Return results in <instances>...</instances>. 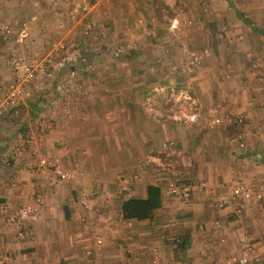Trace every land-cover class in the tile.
Returning a JSON list of instances; mask_svg holds the SVG:
<instances>
[{
    "label": "crops",
    "instance_id": "obj_1",
    "mask_svg": "<svg viewBox=\"0 0 264 264\" xmlns=\"http://www.w3.org/2000/svg\"><path fill=\"white\" fill-rule=\"evenodd\" d=\"M170 2L0 0V85L16 74L7 55L44 51L61 36L73 40L74 53L59 68L61 75L82 59L94 64L83 66L71 93L37 91L17 111L0 115V201L19 206L42 200L31 221L32 238L6 236L0 222V253L24 249L28 255L10 264H235L229 259L244 232L255 244L250 264H264V206L231 194L237 182L264 187V86L242 60L241 41L250 33L219 25L213 15L169 34L161 18ZM74 4L85 8L69 16ZM243 19L262 42L264 28ZM87 22L100 43L84 37ZM23 24L29 33L18 41ZM237 37L241 43L233 47ZM115 46L123 48L118 55ZM192 47L209 55L196 72L180 74L178 83L197 96L201 115L194 123L159 120L145 109V98L158 81L175 79L170 64ZM49 96L56 99L53 117L38 127L35 117ZM210 105L233 121L210 127ZM40 154L57 155L84 174L58 180L51 172L38 173ZM125 181L130 195L121 189ZM150 183L161 188V206L151 218H123L122 200L144 197ZM173 184H189V197H179ZM176 237L186 247H178Z\"/></svg>",
    "mask_w": 264,
    "mask_h": 264
},
{
    "label": "built area",
    "instance_id": "obj_2",
    "mask_svg": "<svg viewBox=\"0 0 264 264\" xmlns=\"http://www.w3.org/2000/svg\"><path fill=\"white\" fill-rule=\"evenodd\" d=\"M82 4H74L69 10V16H74L81 8ZM36 16H32L35 18ZM61 29L64 26L61 25ZM181 28V22L177 15L169 18L167 24V32L175 33ZM90 22L83 25L84 37L97 39V33L93 32ZM11 31L10 26H4V32ZM28 27L26 24L20 26L17 32V40L21 41L28 35ZM71 38L58 37L50 43V46L44 51L35 50L31 53L11 54L7 57V63L13 67L16 74L10 78L5 84L0 85V115L11 110L17 111L19 105L24 100L30 98L35 92L40 91L49 95L56 91L71 93L75 87L74 80L83 71L86 65L89 69L94 67L92 61L82 59V63L71 64L68 69L61 75L59 68L70 61L74 55L70 51ZM122 46H115L112 53L118 55L122 51ZM209 55L208 50L190 48L180 60L173 61L170 64V74H180L183 72L194 73L203 63L205 57ZM59 75L61 77H59ZM58 80L54 82L55 78ZM71 91V92H70ZM56 97V96H55ZM55 98L50 96L42 102L39 112L35 117V123L38 127L49 125L53 117V106ZM162 101V105L161 104ZM145 109L159 120H176L182 122H196L202 112V105L197 96L188 86H177L173 81L165 80L152 86L150 92L145 98ZM209 114V126L213 127L222 121H233L230 114H222L216 105L207 108ZM241 120V117H238ZM172 145V141L162 142L163 146ZM18 147V146H17ZM16 147V148H17ZM37 148L32 149L36 152ZM147 160H153L149 155ZM37 172H51L58 180H68L80 177L84 174V170L77 165H65L61 158L57 155L40 154L37 158ZM41 170V171H40ZM174 185L177 195L181 198H188L191 187L189 184ZM200 188L206 187V182L198 183ZM121 189L130 195L129 182L125 181L121 184ZM233 198H245L247 200H257L262 202L264 206V187L255 188L245 182H237L231 187ZM42 200L38 198L35 205L21 204L12 206L9 202L0 201V222L3 224V233L17 240H25L34 236L31 221L35 220L39 215ZM86 217L82 216L84 220ZM1 233V231H0ZM179 238L176 237L175 241ZM253 238L249 233L244 232L238 238V244L233 251L230 262L235 264H250L254 251ZM27 252L24 249L10 252L3 251L0 253V264H10L15 258L26 259Z\"/></svg>",
    "mask_w": 264,
    "mask_h": 264
},
{
    "label": "rangeland",
    "instance_id": "obj_3",
    "mask_svg": "<svg viewBox=\"0 0 264 264\" xmlns=\"http://www.w3.org/2000/svg\"><path fill=\"white\" fill-rule=\"evenodd\" d=\"M170 3H171L170 7L163 8L164 17H162L161 19L162 21H164V26H167L169 18L174 15H177L180 19L181 22L180 30L182 29L184 30L186 27H191V28L195 27L194 25L196 24L194 18H196L197 21L202 20L203 22L204 20L206 23L211 18H213V15H215L218 16L216 17V20L219 25L232 26V29L239 28L240 32L242 33L244 32V30L250 33V36H248V38L246 39L248 41H250L251 39L253 44L251 43L247 44L248 41L246 40L243 41V39L241 43L239 37H237L238 39L232 41L231 44L233 47L235 46L238 47L240 45L237 42H240L241 44L244 45L246 49L243 50L244 55L242 56L244 57V59L242 60L245 62L247 72L250 74L252 73L254 78L257 79L259 83L264 86V40H262L261 42V39L259 38L260 36L259 31L252 29L250 23L246 22L245 19H243V18H249L250 21L252 22V26H255L257 30L258 29L262 30L261 28H264V0H171ZM236 10H238L239 12H243L244 14L243 17H239L240 15H238ZM191 18H193L192 19L193 21L191 20ZM198 24H200V22H198ZM146 35L152 36L153 34L149 33ZM240 35L241 34H238L237 36ZM258 40H260V42ZM97 41L98 43L101 42V36L97 38ZM249 47H251V49ZM176 59L180 60V57L179 58L177 57ZM180 74L189 75L192 73L183 72ZM180 74L178 75L171 74V77L175 76V79L173 78L174 81L173 79L172 81L177 86H185L180 84L181 81H183L184 79L180 77ZM178 76L179 78H177ZM9 79H7L6 82ZM55 80L54 82H56ZM179 81L180 83H178ZM161 82L162 81H158L157 83H161ZM238 117H241L240 121L238 120ZM236 120L239 123H243V118L241 115H238L236 117ZM208 122H209V117H208Z\"/></svg>",
    "mask_w": 264,
    "mask_h": 264
},
{
    "label": "trees",
    "instance_id": "obj_4",
    "mask_svg": "<svg viewBox=\"0 0 264 264\" xmlns=\"http://www.w3.org/2000/svg\"><path fill=\"white\" fill-rule=\"evenodd\" d=\"M238 13L241 14V12ZM247 20L250 22L249 19ZM161 203L162 192L160 186L158 184L150 183L147 185L146 195L144 197L130 196L123 199L120 211L122 217L126 219L151 218L154 210L161 206ZM178 241L177 246L180 248H184L188 244L182 237H179Z\"/></svg>",
    "mask_w": 264,
    "mask_h": 264
}]
</instances>
